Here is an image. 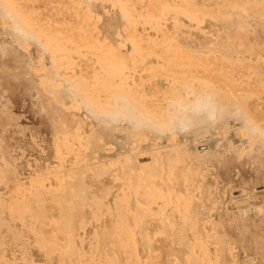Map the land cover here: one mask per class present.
I'll return each mask as SVG.
<instances>
[{
  "label": "rangeland",
  "instance_id": "rangeland-1",
  "mask_svg": "<svg viewBox=\"0 0 264 264\" xmlns=\"http://www.w3.org/2000/svg\"><path fill=\"white\" fill-rule=\"evenodd\" d=\"M12 1L15 5H19L20 11L24 14L23 16L32 24L33 28L39 29L44 39L49 41L61 40L66 48L73 51L71 62L81 68V75H85L86 71L87 73L90 72L91 69H88L90 67L98 70L97 63L91 64L97 54L103 57V59H108L109 57L119 58L127 67V78L132 90L142 80L145 82L146 94L150 93L148 95H160L164 97L165 93L169 96L167 90L169 86L162 79L163 75L166 74L163 63L173 55L171 53L172 49L178 48L183 52L191 53L201 64L202 60H204L210 68V70L206 68L207 73L212 74L211 76L213 77L218 76L217 72L215 74V69L218 71V68H223L230 75H234L233 79H236L239 83L245 80L241 84L244 87L247 86L246 88H249L248 91L254 96L249 100V112L247 114L253 118L252 120L258 121L259 125L264 128V0H92L91 5L94 4V7L92 6L93 10L89 4L91 0H85L87 3L89 1L88 4L85 1L84 3L83 0ZM235 9L241 13L237 12L235 15H231L230 12H236ZM11 11L12 15H17L14 9L12 10L11 8ZM244 11L246 14H244ZM120 12L125 13L124 15L122 13V16H127V19L124 17L121 19ZM222 14H226L229 19L231 18V25L229 23H227L229 25L226 24V19L222 17ZM184 15H187V17ZM209 15L213 17L210 19L208 18ZM1 18H4L2 17V11H0V156L4 157L2 168L5 170L6 177L0 182V262H3L2 259L5 258L3 259L6 262H3L4 264H12V262L13 264H128L130 261L136 259L134 255L137 251L133 254V250L131 251L129 250L131 248L127 247V242L134 235L135 231L139 229L134 224V217L136 216L140 220L139 214L143 210L142 215H144L141 216H145L144 222L156 234L152 235L151 231V235H145L148 236L147 239L144 236L143 238L136 236L137 240H135L138 243L146 240L142 246L145 249L147 247L149 251L148 249L145 251H148L147 253H155L156 251L155 254L157 255L158 253L159 255L157 256H161V262L165 261V264H167L166 259L169 256V248L172 247V244L168 241V238H170L168 231L169 223H167L168 220L165 222L166 218L164 217L158 218V214L161 209L163 212L167 210L166 207L175 206L176 208L180 207L177 210H179L178 215L180 213V218L182 219L181 223L191 220L187 228L190 229L193 226L190 230L194 232L189 233L191 235H189L190 239L187 235L189 245L186 248L187 250L178 247L179 250H182L179 252L181 254L176 256V259H178V256V260L182 259L180 260L181 262L179 261L180 264H264V149H260L261 147L258 144L256 145L258 149L251 150V143L241 136V132L244 131L243 129L241 130L242 125L239 120H234L233 118L228 120L230 117L226 120L225 118V125L229 126V130L225 127L223 133H226L225 130H227V133L223 134L220 132L219 127H215L210 135L204 134L206 131L201 129L200 124L198 126L201 130H196L197 124L190 125L191 123L187 122L185 128L188 130L186 126L190 125L188 126L191 128L189 130H192L191 132L186 131V133L190 132L188 135L189 141L187 140V142L183 138L178 137L179 135L177 134L179 132L177 130V134L175 135L178 139L176 140V136L174 137L173 135V132H175L174 127L170 124V128L172 127L171 129H173L171 131L173 134H171L177 142L179 140L178 143L180 144L175 148V150H178V152L176 151L177 153L173 150L174 155L177 158L180 155L181 166H185V168L192 167L193 177L190 175V178L189 173L185 171L186 169L182 171L183 173H177L178 169L173 166L172 168L174 169H172L170 168L171 165H169L167 166L168 168L164 169L165 174H169L170 172L169 175H171L172 170L177 169L175 171L177 174L173 175L176 178L172 179L169 175L164 178L165 174L164 176L161 175L164 181L153 178L152 180L157 181L152 182H157L159 186L161 183V186L159 187L152 183V187L150 186L145 189L147 192L152 191V193L148 192L152 196H149L148 193L147 195H143L144 197H149L143 199L150 200V197H153L150 201L152 203L149 202V205L146 203V206L144 204L145 201H143V204L139 205L137 209L126 207L125 211L123 210L125 203L120 196H118V199H121L120 203L118 200L116 201L119 205L118 203L113 205L115 201L113 203L110 202L113 201L110 199L113 197L115 200L117 195L114 198L112 191L109 194L110 188L107 185L110 187L111 183H113V168H116L117 161L119 158L121 160L122 157L116 154L120 151V149H117V146V148H114L113 146L104 147L102 145L103 141L101 142V138L103 137L100 138L102 133H98L96 129L102 124L99 130L102 129L104 131L106 129H103L105 127L104 123L97 122L98 126L95 127V124L92 123L94 120L91 121L77 103H74V110L72 112L70 105L59 108L54 102H48V94L44 91L41 77L42 74L46 73L48 77L45 75L44 78L48 82L54 66L48 59L43 57L41 50L34 44L25 46L21 41L17 42L12 39L5 29L4 19L1 20ZM123 20L127 21L124 22ZM128 20L131 22V25L128 23ZM228 26H231L232 32L229 28L230 33H222V28H227ZM226 34L232 37H228ZM132 41L137 47V53L130 50L129 45ZM181 43L185 45L183 46ZM226 53L229 55L226 56ZM62 70V75L64 76H70V78L79 77L85 82L92 84L100 82L101 79L92 77L93 80L89 81L81 75L75 73H71L70 75L68 70L66 71L63 68ZM202 77H205L203 72ZM217 79L221 82L220 87H222V90H226L227 86V89L232 91L228 85L230 83L229 80L222 77H217ZM203 81L205 82V80ZM59 86L57 88L60 90V99L62 102L70 103L73 96L71 94L68 95L67 82L62 79ZM239 89L242 90L238 87L237 90L240 91ZM133 92L139 97L135 90ZM152 99H155V97H152ZM161 114L163 117L164 113ZM94 117L97 116L94 115ZM164 117L167 118V115L165 114ZM256 125L259 126L258 124ZM207 126L210 127L209 125ZM236 128L238 131H236ZM193 130H196L194 131V136L192 135L194 133ZM93 131H97L96 133L98 134L94 133L92 135ZM77 133H82L84 140L78 138ZM218 134L220 135V139L217 137ZM225 136L226 140H224ZM134 138L129 136L128 139L136 140ZM161 138L159 140L164 139ZM118 139L119 137L116 138V140ZM133 140L130 142L131 144L129 143L130 146L137 144V141L134 144ZM164 141L162 145L167 144ZM99 146L102 148H98ZM88 147L97 149L96 152H98L99 159L102 156L107 160V163L111 162L114 164V167H112V170H109L110 172L107 175L103 176L102 171L98 168L100 166L96 167L99 164V160L97 161V155L94 156L95 154H93L97 162L92 159L95 163H92V161L89 163L91 167L94 165L96 168H91L92 171L89 170V177L85 175L84 177L86 178H83L84 174L79 168L83 166L82 169L85 170L86 168L84 167H90L89 165L85 166L88 164L86 162L91 158L90 154L85 151L90 149ZM113 149H115L114 154ZM116 149L118 150L117 152ZM122 152L119 155H122ZM85 153L90 157L88 160L85 158L86 162H81L82 159L80 161L79 158L82 155L86 156ZM115 155L119 158H115ZM122 156L124 157L125 155ZM125 157L121 160L123 166L128 161L127 159L124 161ZM138 159L142 163V166H145L144 163L146 161L152 163L149 154H141V157ZM149 162L146 163V166H149ZM128 163L125 164V167H127ZM113 164L111 165L113 166ZM70 168L72 171H68ZM73 169L74 171L75 169L80 170L82 177L80 174H75V172L76 176L73 174L71 176L69 173L73 172ZM96 169L101 174L97 173ZM118 169L119 165L114 173ZM167 169L172 170L167 171ZM85 172L88 173V170ZM200 173H206V180L203 183ZM67 174L77 180L72 179L71 181L70 176ZM97 174L103 177H99L100 175ZM90 175L97 176V182L101 184H97L96 179H94L95 177ZM123 176L121 177H127V175ZM159 176L158 178H161ZM194 176L199 179H195ZM169 177L171 178L170 181L173 180L171 181L172 184L170 182L165 183L166 179L169 180ZM86 179H89V181ZM65 180L71 181V183L78 181L72 186L67 185L71 187L69 192L67 190L68 193H72V189L77 193L80 188L79 184L81 186V181L86 180L84 182L87 186L88 184H92L90 189L93 194L87 193L89 188L85 190L87 186L86 184H82V189L85 187L84 191H86L87 195L90 194L89 196H91L89 201L92 204H89L92 206L90 208L92 211L89 213L90 217L88 221L81 219L77 215V211L80 208L82 209V204L79 207H73L74 203L76 205L79 204V198L76 194L67 195L65 193L67 195L65 196L64 193L60 192L62 188L59 190L61 194H55V191L57 192V189H59V185L61 186L60 183ZM127 180L128 177L123 180L125 182L123 188L125 187L124 189L128 191L130 187L126 184L128 183ZM176 181H179L177 185ZM194 181L199 186L204 184L205 188L203 190L204 192L206 191V200L213 197L210 195L211 193L216 192L212 211L210 210L209 214L204 216L200 212L202 211V203L201 207L197 205L202 200L200 202L193 201L197 203L194 205L192 200L189 202L190 198L184 195L187 189L186 186L191 187V185H196ZM168 183L169 188L166 186ZM179 183L186 185L184 186L185 189L183 186H178L180 185ZM153 184L155 190L151 189L153 188ZM103 185L107 187L104 188L102 187ZM67 186L66 189H68ZM95 186L97 188H94ZM194 186H192L193 190H196ZM200 187L198 188L197 186V191L200 190V195H202ZM103 188L106 191L108 188L107 193L102 190ZM159 188L160 190H158ZM182 188L184 189L183 192H181ZM163 189L166 190L165 193H163ZM190 189L191 193H193L192 188ZM101 190L104 192L103 194H107H102L103 196H109L108 198L105 197L107 202L103 201L104 197H101ZM32 193L36 194L35 198L39 202H44V200H47L45 199L47 197L48 199L51 198L47 193L53 194L51 195L53 197L55 195L58 202L59 200L61 203L64 202L63 198L65 201L68 200L65 203L68 208L64 212H62L63 209L59 210L57 207L60 213H64V216L53 220L46 219L44 215H41V217V212H36L37 210L33 208L35 205L32 201L34 200L29 201L28 194L32 195ZM188 193L185 194L189 196ZM157 195L158 197H156ZM196 196L198 195L196 194ZM193 197L192 199H194ZM175 201L176 203L174 204ZM29 202L34 205L31 206L29 204L32 209L28 206ZM185 202H189L195 208L200 207L199 211H197L198 213L196 212L197 209H192L193 211L195 210L197 215H194L190 207H188V210L183 209L186 206H182L181 203L186 204ZM242 202H247L245 203L247 205L249 203L251 209L246 208ZM105 203H109L114 208V211L116 210L115 214L116 212L117 214L115 215L114 212H111L110 210L112 209L108 205L109 208H107ZM55 204L52 201L51 205L53 209ZM58 204L56 206H60V202ZM103 204L104 208H106L102 210ZM238 204L239 206L243 205L246 208L245 210L249 209L250 212L247 211V214H242L240 210L244 207L240 208ZM116 205L118 207L124 205V207L118 208ZM52 206L49 207L52 208ZM69 207H73V209ZM106 209L107 214H109L107 218ZM33 210L35 212L31 214L30 212ZM68 211L71 215L68 214ZM103 211L105 212L103 213ZM184 211L187 216L189 215L187 212L190 213L189 216L192 215V218L188 217L189 221L187 220V216L186 218L183 216L184 219L182 218ZM122 212L124 214L120 215ZM67 214L69 217H73L74 215V220L70 221ZM111 214L115 215V217ZM118 214L120 216L117 219ZM130 214H133V216L131 215L130 217ZM126 218L128 221H126ZM143 219L140 222L143 223ZM160 219H162L161 222H158ZM119 221H121V224ZM125 221L129 223V226L126 225ZM142 223H140L141 226ZM148 223L151 224L150 227ZM166 223L168 224L167 226ZM143 225L145 226V223ZM125 226L129 227L130 231L127 232L126 229L128 228L125 229ZM114 228L116 229L114 230ZM154 228L161 230L160 234ZM196 233L200 234V236L196 235ZM112 236H115V238ZM120 237H123V239ZM144 244H146V247ZM175 249L178 250L177 248ZM128 250L129 252H127ZM176 250L174 251L178 254ZM139 254L142 257L141 253ZM126 255H128L127 257L130 260L128 263V260H125ZM153 255L150 254L148 255L149 257L144 256V261L147 263L149 259L153 258L151 262L159 264L160 259ZM163 256H165V259Z\"/></svg>",
  "mask_w": 264,
  "mask_h": 264
},
{
  "label": "bare ground",
  "instance_id": "bare-ground-1",
  "mask_svg": "<svg viewBox=\"0 0 264 264\" xmlns=\"http://www.w3.org/2000/svg\"><path fill=\"white\" fill-rule=\"evenodd\" d=\"M84 1L85 0H83V2ZM85 2H86V4L89 3V1H88V3H87V1H85ZM89 4H90L91 9L93 10L92 6L94 7V4L91 5L92 4V0H91V2ZM11 8H12V10L14 9L17 12L16 16L12 15ZM91 9H89V10H91ZM0 11H2V17H4V18H1V20L4 19L5 29L10 34L12 39H14L17 42L21 41V43L23 45H25V46H30V45L34 44L36 47H38L41 50V53H42L43 57L48 59L50 61V63L54 66V67L52 66L53 68H52L51 75L48 78V82L44 78L45 75L47 76L46 73L42 74V77H41V81H43V84H44V89H45L44 91L46 92V94H48V97H47L48 102H51V101L54 102V104L58 105L59 108L65 107L66 105H70L72 112L74 110V108H73L74 107L73 106L74 103L79 104L81 106V110L83 109L84 114H86L87 117H89V119H91V121L94 120V122H92V123L95 124V127L98 126L97 122L104 123L105 127H103V129L106 128L104 131L102 129L99 130V128L101 127L102 124L100 125V127L98 129H96V130H98V133H102V136H100V138L103 137V138H101L102 139L101 142L103 141L102 145L104 147H108V146L112 147L113 146L114 148L117 146L118 148L117 147L116 148L118 150L120 149V151H119V153H116V154L119 157H122L121 160L124 159V157L126 156L124 161H126V159L128 161H126V163H124V166H123L122 165L123 163H121L120 158L115 155V158L116 157L119 158L118 161H117V159H115L117 161V163H118L116 165V168L119 165V169H118V171L116 173H114L115 170H116V168L114 167V164L111 163V162L107 163V160H105L102 156H101L102 158L100 157V159H99L98 154H97L98 152H96L97 149H94L93 147H88L90 149L86 148L87 150H85L87 153L90 154L91 158H89L90 156L87 153H85L86 156L82 155L79 158L80 161L82 159L81 162H86L88 160V158H89V160L86 162L88 164H86L85 166H88V165L90 166L89 162L92 161V159L95 160L94 156L97 155L96 158H98V159H96V160L97 161L99 160V164L100 165L97 164L96 167L100 166L98 168L102 172L98 168L97 169L103 174V176L107 175V173L110 172L109 170H112V167H114L113 168L114 169V171H113V178L114 179L112 178L113 183H111L110 187H109V185H107L108 188H110L109 194H111L110 191H112V193L114 195V198L116 197L115 195H117V198H115V200L113 199V197H112V199H110V200H113V201H110L111 203H113L115 201L113 203V205L117 204L118 202L120 203V201L122 199V200H124V203H125L124 204L125 208L123 210L126 211V207L133 208V209L136 208L137 209V207H139V205L143 204V201H145L144 204L148 203V205L150 203H152L150 201H151V199L153 197H150V200L143 199V198L146 197V196L144 197L143 195H145V194L147 195L148 192L152 193V191H148L147 192L145 189L149 188L152 183L157 181V180H155V181L152 180L153 178L154 179L156 178L158 180L159 179L163 180L164 178H166V176L169 175L170 172H169V174H167V173L165 174V170L164 169H166V167L169 166V165H171L170 168H172V166H173V167H176L178 169V170L177 169L172 170L174 168L171 169L173 172L169 176L172 177V179L174 177L176 178V176L173 177V175H176L177 173H183L182 171L185 170V169H186L185 171H187V173H189V176L190 175L192 176V173H193L192 172V167L189 166V165H188L189 166L188 168H185V166H181L182 163L180 164V160H179V158H181L180 155H179V158H177V156L174 155L175 153L178 152V150L177 149L175 150V148L180 145L178 143L179 140H178V142L176 141L178 139L177 136L175 135V134H177L176 132L177 131L179 132L177 134V135H179L178 137L183 138V140H185L187 142L188 135L192 131V130L191 131L189 130L190 127H188V126H190L192 124L193 125L197 124V126H198V124H200L201 129H204L206 131L204 134H206V135L209 134L210 135L211 131H213L215 129V127L216 128L219 127V130L222 133L224 132V128L225 127L228 128L227 130H229V126L225 125V118H226V120L228 119V117H230L228 120H230L232 118L234 120H239V122L242 125V128L241 127H239V128H241V130L243 129V131H244V132H241L242 133L241 136L244 137V139H246L248 142L251 143V145H250L251 146V150L252 149H258V147L256 146L258 144L261 147L260 149H264V128H262L261 125H259L258 121L252 120L253 118L250 115L247 114L249 112L248 111L249 110V107H248L249 100L252 97H254L253 94L248 91L249 88H246L247 86L244 87V85L241 84L242 81L244 82L245 80H242L241 83H239L236 79L235 80L233 79L234 75L233 76H232V74L230 75L227 71L223 70V68L222 69L218 68V71H217V69H215V74L217 72V74H218L217 77H222V78H225V79L229 80L230 83L229 84L227 83V84L230 86V89L232 91L228 90L227 86H226V90H228V91H226L225 89H224L225 91L221 89L222 87H220L221 82L219 81V79H217V77L211 76L212 74H208L207 73V69L206 68H208L209 70H210V68H209V65L204 60H202V64H201L191 53L183 52L182 50H180L178 48L172 49L171 53L173 54L172 56H174V57L170 56L163 63V68H165L166 74L163 75V78H162L165 81L166 85L169 86L167 88V90L169 92V96H167L168 94L165 93V96H166V99H165V96L161 97L160 95L156 96V95H148L150 93L146 94L145 93V82L140 80L138 82V84L136 85V88L133 89V90H135L137 92V94L139 96V97H137L135 95V93L133 92V90L131 89L130 85H129L130 82H128V78H127V67H126L125 63L121 59L113 58V57L112 58L109 57L108 59H106V58L103 59V57H101V56H99L97 54V56L95 58H93L91 64L97 63L98 64V70L96 68L90 67L88 65L90 68H88V67H86V68L91 69V71L88 72V73L86 71L85 75H81V68H79V66L76 65L75 63L71 62L73 51H71L70 49L66 48L63 45V42L61 40L49 41L47 39H44V36L40 33L39 29L33 28L32 24L29 23V21L23 16L24 14L20 11L19 5H15V3L12 0H0ZM237 12H240V11H238V10H236V12L232 11V12H230V14L231 15H235V13H237ZM122 13L123 12H120V16H121L120 18L121 19H123V17H124V16H122ZM124 14L125 13H123V15ZM244 14H246L245 11H244ZM244 14H243V17H244ZM184 16L187 17V15H184ZM245 16L247 17V15H245ZM126 17L127 16H125L124 18H126ZM212 17L213 16H211V15L208 16V18H210V19ZM222 17H224L226 19V24L227 23H229L230 25L232 24V22H230L231 18L229 19L226 14H222ZM224 20H223V22H224ZM126 21H124V22H126ZM128 23H130V25H131V22H129V20H128ZM215 23H217V22H215ZM224 24H225V22H224ZM229 24H227V25H229ZM230 27L228 26L227 28H222L223 29L222 33L223 32L230 33V30H231ZM236 27H237V25H236ZM229 28H230V30H229ZM231 32H232V30H231ZM226 35L228 37H232V36H230L228 34H226ZM55 41H58V42H55ZM181 44H183V46L185 45L184 43H181ZM129 47H130V50L132 52L137 53V47H136V45L134 44L133 41L130 43ZM228 55L229 54L226 53V56H228ZM62 68L66 69V71L68 70V72H70V75H71V73H75L77 75H81V76L87 78L89 81L93 80L92 77H97V78H99V79L101 78V79H100V82H96L95 84H92V83L85 82L82 78H79V77H72L71 76L72 78H70V76L62 75V72H63ZM202 72L205 74V77H202ZM93 74H96V75H93ZM62 79H64L67 82V84H68V92H69L68 95L71 94V96H73V99H71L70 103L62 102V100L59 97L60 90L57 87H60L59 83L61 82ZM202 79L205 80V82ZM222 84H223V81H222ZM238 87H240L242 90L239 89L240 91H238L237 90ZM134 96H136V97H134ZM152 97H155V99H152ZM161 113H164L163 114L164 116L166 114L167 118L164 117V116L162 117ZM94 115L97 116V117H94ZM95 120H96V122H95ZM187 122L191 123L190 125L186 126L188 128V130L185 128V125L187 124ZM255 122H257V123H255ZM170 124L172 125V127H174L173 128L175 130V132H173L174 134L171 132V131H173V129H171L172 127L170 128V126H171ZM236 124H237V122H236ZM256 124H258L259 126H257ZM207 125H209L210 127H208ZM198 127L195 128V129L196 130L200 129V127L199 128ZM258 127H260V128H258ZM196 130H193V132L196 131ZM227 130H225L226 133H227ZM186 131L187 132L190 131V132L186 133ZM236 131H238V129ZM96 132L93 131L92 135L94 133L98 134ZM234 132H235V130H234ZM171 133L174 135V137L176 136V140H175V138L173 137V135ZM226 133H223V134H226ZM194 134H195V132L192 135L194 136ZM192 135H190V136H192ZM77 136H78V138H82V140H84L83 136H82V133L81 134L77 133ZM95 136H97V135H95ZM129 136L131 138L135 137L134 139H136V140L128 139ZM219 136L220 135L218 134L217 137L219 138ZM117 137H119L120 140L119 139L116 140ZM160 137H162L161 139L164 138L163 139V140H165L164 142H167L166 145H162L163 140H159ZM127 139L130 140V141L128 142ZM244 139H242V140H244ZM132 140L134 141L133 142L134 144H136L135 141H137V144L134 145V146L133 145L130 146V144H131L130 142H132ZM224 140H226V136H225ZM195 141H197V140H195ZM250 143H248V144H250ZM83 144H84V142H83ZM98 148H102V147L99 146ZM117 149H116V152L118 151ZM94 150H95L96 153L94 152ZM102 150H104V149H102ZM173 150H175V153H174ZM114 152H115V149H113V154H114ZM121 152L123 153L122 155H125L124 157L122 155H119ZM93 154H95V155L93 156ZM141 154H144V155L145 154L146 155L149 154L151 156L152 163H150L148 161L149 162V166H146V163H148L147 161H146V163L143 162L145 164V166H142V163L139 162L140 160L138 158L141 157ZM83 157H84V160H83ZM188 160H190V159H188ZM191 160H193V159H191ZM124 161H122V162H124ZM112 162H114V161H112ZM92 163H95V162L92 161ZM127 163H128V165H127V167H125L126 166L125 164H127ZM111 164H113V166ZM150 164H151V166H150ZM3 165H4V157L0 156V182H2L5 179V177H6L5 170L2 168ZM76 165H77V163H76ZM93 167H95V166L93 165ZM93 167H91V166L90 167H84V168H86L85 170L82 169L83 166L81 168H79V169L82 170V172L84 174L83 178H86V177H84L85 175H87V177H89V170H91V168H93ZM86 170H88V173L85 172ZM98 170H97V173H100V172H98ZM171 170L167 169V171H171ZM68 171H72L71 168ZM79 171L80 170H77V169H75V171H74V169H73V172H71V173L68 172V173L71 176H73V175L76 176L75 175L76 173H77V175H79L81 173V171L80 172ZM175 171L177 173H175ZM74 172H75V174H74ZM162 172H163V174H161ZM157 173H158V176L159 175L160 176L161 175L164 176V174H165L164 178H162V176H161V178H158ZM173 173H175V174H173ZM69 174H67V175H69ZM100 174H97V175H100ZM155 174H156L157 177L156 176L154 177ZM122 175H124V176L127 175V177H128L129 181L127 180L128 183H126V184H128L127 186L130 187V189L128 191L126 189H124L125 187L123 188V186L125 185V182H123V180L127 179V177L125 178L123 176L125 178L124 179V178L121 177ZM179 175H181V174H179ZM179 175H177V176H179ZM71 176H70V178H71V181H72V179L74 177H71ZM90 176H94V175H90ZM101 176L102 175H100L99 177H101ZM191 176H190V178H191ZM201 176H202V183H203L206 180V173L201 174ZM81 177H82V175H81ZM96 177L94 179H96ZM170 177H169V180L166 179L165 183H167V182L171 183V181H173V180L170 181V179H171ZM91 178L93 179V177H91ZM91 178H89V179H91ZM194 178H195V176H194ZM197 178H195V179H197ZM75 179H73V180H75ZM78 179H79V176H78ZM89 179H86V180L89 181ZM86 180H84V181H86ZM102 180H103V178H102ZM162 180H160V181H162ZM200 180H201V178H200ZM71 181H68V180L63 181L62 183H60L61 186L59 185V189H57V192L55 190H53V191H55V194H58V193L61 194L60 192H62L64 194L66 193L67 195L68 194L69 195H73V193L76 194L78 196V198H79L78 199L79 204L76 205V203H74L76 206L73 204L74 205L73 207L74 208L77 207V206L79 207L82 204V209L80 208L77 211V215L81 219H84V220L88 221L89 220L88 218L90 217L89 213H90V211H92L90 209L92 207V206H90V204H92V203L89 201V198L91 197L89 195L93 194V193H91L92 191L90 189L91 188L90 186L92 184L91 185L88 184V186H87V184L84 181L83 182L81 181V186L79 184V187L81 189L79 188L77 193L74 192V189L71 190L72 193L71 192L68 193L70 191L69 189H71L70 186H72L73 184L78 182V181H75V183L74 182L71 183ZM152 181H154V182H152ZM64 182H66V183H64ZM91 182H93V181L91 180ZM96 182H97V179H96ZM96 182H94V183L96 184ZM178 182L176 181V185L178 184ZM196 182H198V180H196ZM196 182L194 181V183H196ZM82 184L83 185L86 184L87 188L85 189V187H84V189L87 190L89 188L87 190V193L90 192V194L87 195L86 191H84V189H82L83 188ZM97 184H101V183L97 182ZM154 184L159 186V184H157V182L154 183ZM154 184H153V188H151V189L155 188ZM67 185H70V186H67ZM163 185H165V184L163 183ZM194 185H191V187L190 186L188 187V186H186V185L181 183L178 186H180V187L186 186L187 189L189 188L188 189L189 191L187 189L185 190L186 192H184V195H185V197H189L190 200H188L189 198L187 200L189 202L192 200V203L194 205L197 204V203H194V202H196V201L200 202L202 200V202L197 204L198 206L201 207V203H202V211H200L202 213V216H204L206 214H209L210 210L212 209V205L214 203V197L216 196V192L210 194V195L213 196L212 198L209 197L210 199H208V196H207L208 200H206V195H205L206 191L204 192V190H203L205 188L204 184L200 185L202 187L201 188L199 186V184L196 183L198 188L200 187V189H202V195H200L201 191L200 190L197 191V186L195 185L196 186L195 187ZM66 186H67L68 189H66ZM107 186L103 185L102 187L105 188ZM160 186H161V183H160ZM166 186H168V188H169V183ZM192 186H194V188L196 190H193ZM61 188H62V191L59 192V190H61ZM94 188H97V187L95 186ZM104 188L102 190L106 191V189L104 190ZM108 188H107V191H108ZM190 188H192L193 193H191V191H190L191 189ZM184 189H185V187H184ZM184 189L183 190L180 189L181 192H183ZM67 190H68V192H67ZM102 190H101V197L103 195H107V194H103L104 192ZM158 190H160V188ZM166 190H167V187H166ZM166 190L163 189L162 190V191H164L163 193H165ZM107 191H106V193H107ZM172 191H173V189H172ZM52 193H54V192H52ZM173 193L175 194V191H173ZM185 193L186 194L188 193L189 196H187ZM47 194H49L48 196H50L51 198H49V199H48V197L45 198L47 200H44V202L43 201H40V202L37 201L36 198H35L36 194L35 195H34V193H32V195L28 194L29 195L28 198L30 199L29 201L31 202V200H34L32 202L35 205L34 206L33 204H30V202H29L28 206H30V205L32 206L33 205L34 206L33 208H35V210H37L36 212H38V211L41 212L40 216L44 215V217L46 219L53 220V219H56L57 217H63L64 213H62V212H64L66 210V208H68L65 205V203H67L68 200L65 201L63 196H61L63 198L64 202H62L63 203L62 204L61 201L59 200L60 206H56L59 202L55 198V195L53 197V196H51L53 194H51V193H47ZM47 194H46V196H47ZM66 194H65V196H67ZM160 194L162 195V193H160ZM192 194L194 195V197H193ZM196 194L198 196H196ZM148 195L152 196L149 193H148ZM161 195H159V196H161ZM118 196H120V198H121L120 200L118 199L119 198ZM181 196H183V195H181ZM103 197H104L103 201L107 202V200H105V199L108 198L109 196H107V197L103 196ZM156 197H158V195ZM156 197H155V199H156ZM192 197L194 199H192ZM146 198H149V197H146ZM25 199H27V198H25ZM176 199H174V200H176ZM49 200H51V201H49ZM117 200H118V202L116 203ZM52 201H53V203H56L55 206H54V209H53V206L51 205ZM78 201H76V202L78 203ZM101 201H102V199H101ZM176 201L174 202V204L176 203ZM185 201H186V199H185ZM189 202H185L186 204L181 203V205L182 206L184 205L187 208L186 209V208L183 207V209L188 210L189 209L188 207H190L191 211H193L192 209H194L195 206L192 205L193 206L192 207ZM119 203H118V205H119ZM242 203L244 204V206L246 208L251 209L249 207L250 206L249 203H248V205L245 204L247 202H242ZM101 204H102V202H101ZM156 204H157V202H156ZM107 205L112 209L110 211L114 212V214H115L116 210L114 211V208H112L109 205V203H107V204L105 203V206H107ZM124 205H121V206L124 207ZM158 205H159V203H158ZM31 206H30V209H32ZM49 206H52V208H50ZM61 206L64 207L65 209L62 208ZM84 206H86L85 207L86 210H85V208H83ZM108 206H107V208H109ZM121 206H119V207H121ZM146 206H147V204H146ZM151 206H152V204H151ZM242 206L243 205L239 206V204H238V207L241 208ZM57 207H58L59 210L63 209V211L60 213L58 211ZM59 207H61V208H59ZM73 207H69V208L73 209ZM87 207H88V209H87ZM100 207H101V205H100ZM200 207L195 208V210L197 209L196 212L199 211L198 209ZM245 207L240 210V212L242 214L243 213L247 214L248 213L247 211L250 212L249 209L245 210L246 209ZM105 208H104V204H103V207L101 209L103 210ZM166 208H167L166 211L162 212V209H161V211L158 214L159 215L158 218L164 217V218H166L165 222L168 220L167 223H169V225L166 223V226L168 225V227H169L168 231L170 233V238H168V241H169L170 244H172V247L169 248V250H170L169 254H168L169 256H167V259H166L168 262L166 261V263L167 264L168 263H170V264H180V262H181L180 260H182V259L178 260L179 256H178V259H176L177 258L176 256L180 255L181 253L179 254V252H181L182 250H179L178 247L180 249H181V247L183 249L184 248L186 249L189 246L188 242H187V235H188V237L190 239L191 235L189 233H194L192 230H190L193 226L190 229L187 228V226L189 227L188 223L191 221V220L189 221L188 217H191L192 215L189 216L190 213L187 212V214H189L187 216L186 212L184 211V215H182V218L184 219V217L186 218V216H187V220L189 222L184 220L186 223L185 222L181 223L182 219L180 218L181 217L180 213L178 215V211L179 210H177L180 207L176 208L175 206L174 207L168 206ZM240 208H238V209H240ZM55 209H57V210H55ZM35 210H33L30 213L34 214L33 212H35ZM49 210H50V212H49ZM195 210L193 211L194 215H197L198 212L195 213ZM125 211H124V213H125ZM104 212L105 211H103V213ZM127 212H128V209H127ZM142 212H144V211L142 210L141 214H139L140 215V220L138 219V217L137 218H136V216L134 217V224L139 229H137L135 231L134 235L130 238V240L128 239L129 243L127 242V244H128L127 247L131 248L129 250H131V251L133 250L132 251L133 254H135V252L137 251L136 254L134 255L136 257V259H134L133 261H130L128 259L129 258V257H127L129 255L128 253H127L128 255L125 256V260L126 261L128 260L127 263L130 261L129 262L130 264H145L146 262L144 261V256H148L150 254L151 255L154 254L155 256L154 255L153 256L156 257L157 255H159L158 253H157V255L155 254L156 253L155 250H154L155 253L152 252L153 254L150 253V252H149L150 254L147 253L149 251V249L145 246L146 244H144V246L146 247V249H148V251H145L146 249L142 246V244H143V242H146V240L143 239L144 241L143 242H139V243L136 241L137 240L136 236H140V238H143V236H144L147 239L148 236H145V235L156 234L154 230H150L147 227L148 225L146 224V222H144V220H145L144 217L145 216L142 217L144 215V214L142 215ZM57 213H60V214L56 215ZM70 213H71V211H70ZM105 213H106V218H107V215H109V214H107V209H106ZM124 213L122 212V213H120V215H123ZM137 213H138V211H137ZM68 214H69V211H68ZM116 214H117V212H116ZM69 215H71V214H69ZM69 215L67 217H69ZM111 215H113V214H111ZM115 215H113V217H115ZM120 215L118 214L116 218L118 219ZM131 215L133 216V214H130V217H131ZM202 216H200V217H202ZM47 217H49V218H47ZM121 217H120V219H121ZM141 217H142V219L144 218L143 219V223H145V226L143 225L142 222H140V221H142ZM74 218H75L74 215H73V217H71V216L69 217L70 221H73ZM106 218H104V219H106ZM127 218H126V221H128ZM155 218H156V216H155ZM42 219H44V218H42ZM161 220L162 219H160V221H158V222H161ZM126 221H125V223H126ZM129 221H131V219H129ZM119 222L121 224V221H119ZM152 222H154V221L152 220ZM47 223H48V221H47ZM111 223H113V222H111ZM117 223H115V224H117ZM140 223H142V226H141ZM148 224H149V227H150L151 224L150 223H148ZM192 224H194V223H192ZM52 225H53V223H52ZM126 225L129 226V223H126ZM40 227H41V225H40ZM76 227H78V226H76ZM198 227H200V226H198ZM126 228H128V229H126ZM76 229H78V228H76ZM115 229L116 228H114V230ZM125 229L127 230V232L130 231L129 230L130 228L127 227V226H125ZM79 230H80V228H79ZM155 230H157L156 232H158L160 234L161 230H159V229H155ZM35 231L37 232L36 229H35ZM40 231H42V230H40ZM151 231H152V233H151ZM153 231H154V233H153ZM76 233H78V232L76 231ZM158 233H157V235H158ZM62 234H60V235H62ZM122 234H124V233H122ZM125 234H126V232H125ZM196 235H198V234L196 233ZM130 236H128V237H130ZM198 236H200V234ZM112 237L115 238V236H112ZM118 237H119V234H118ZM120 238L123 239V237H120ZM201 239H202V237H201ZM141 241H142V239H141ZM168 241L166 239L167 243H168ZM193 243H194V241H193ZM124 248H126V247L124 246ZM175 248H177L178 250H176ZM158 249H156V250L160 251ZM129 250L127 252H129ZM174 250L178 251V254H176L177 252L175 253ZM139 253H141V256L143 257V259H142V257H140ZM160 253H162V252H160ZM199 253H200V251H199ZM122 256H123V254H122ZM182 256L184 257V254ZM163 257L165 259V256H163ZM191 257H193V256H191ZM160 258H161V256L158 257V259H160ZM3 259H5V258H3ZM3 259H2V261L5 262ZM152 260H153V258L149 259L150 262L148 261L146 264H149V263L151 264ZM3 262H0V264H4ZM9 262H11V261H9ZM159 262H160L159 264L162 263L161 259H160ZM163 263L165 264V261ZM12 264H13V262H12Z\"/></svg>",
  "mask_w": 264,
  "mask_h": 264
}]
</instances>
